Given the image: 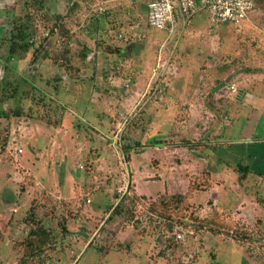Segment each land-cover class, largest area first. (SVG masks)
I'll list each match as a JSON object with an SVG mask.
<instances>
[{
	"label": "rangeland",
	"instance_id": "obj_1",
	"mask_svg": "<svg viewBox=\"0 0 264 264\" xmlns=\"http://www.w3.org/2000/svg\"><path fill=\"white\" fill-rule=\"evenodd\" d=\"M13 4L0 264H264V0L239 24L200 9L171 31L146 0ZM62 12L77 40L50 32ZM18 18L34 48L10 56Z\"/></svg>",
	"mask_w": 264,
	"mask_h": 264
},
{
	"label": "built area",
	"instance_id": "obj_2",
	"mask_svg": "<svg viewBox=\"0 0 264 264\" xmlns=\"http://www.w3.org/2000/svg\"><path fill=\"white\" fill-rule=\"evenodd\" d=\"M256 0H147V22L157 29L172 30L177 19L184 22L203 9L212 23L239 24L253 9ZM98 10L103 11L99 6ZM121 36V34H119ZM125 84L127 82L125 81ZM231 91L237 90L236 84H230ZM18 152L22 150L17 149Z\"/></svg>",
	"mask_w": 264,
	"mask_h": 264
},
{
	"label": "trees",
	"instance_id": "obj_3",
	"mask_svg": "<svg viewBox=\"0 0 264 264\" xmlns=\"http://www.w3.org/2000/svg\"><path fill=\"white\" fill-rule=\"evenodd\" d=\"M65 16H66L65 13L64 14L61 13V15H56L54 17L55 23L50 28V32H53V30H58V32L62 33L61 35H64V17ZM27 20L31 21V17L27 16ZM14 25H15V29L14 31L12 29V32L9 37V41H10V47H9L10 54L9 55L10 56H15L16 53L20 51L26 52L30 48H34L33 39L31 38L32 36H29V33L26 32L25 26H27V24L24 22H21V19L18 18V21ZM244 169H248L247 166H244Z\"/></svg>",
	"mask_w": 264,
	"mask_h": 264
},
{
	"label": "crops",
	"instance_id": "obj_4",
	"mask_svg": "<svg viewBox=\"0 0 264 264\" xmlns=\"http://www.w3.org/2000/svg\"><path fill=\"white\" fill-rule=\"evenodd\" d=\"M13 2H15V0H0V11H1V13H0V34L4 31L3 26H5V23L3 22V19L8 18V17H6V15L7 14L12 15V13H16L17 5L13 4ZM146 4H147V0H146ZM101 7H103V6H101ZM7 8H9V10ZM5 11H8V13H6ZM103 11H104V8H103ZM103 11H101V12H103ZM98 12H100V11L98 10ZM62 14H64V12H62ZM65 14H66V16L64 17V28H65L64 29V37H65V39L70 37V39L74 38L75 40H77V38H79V35H78L79 33L74 31L76 29L75 24L74 23L72 24L71 22H69V21H71L70 16L73 14H70V15L69 14L67 15V13H65ZM74 21H76L77 23L78 22L82 23V19H81V21H80V19H77V20L74 19ZM66 22L68 23V25L66 24ZM71 24H72L73 28L75 27L74 30H72L73 28L70 27ZM83 26H85V25H83ZM77 28H79L78 30L81 29L80 27H77ZM129 28L132 29V26H129ZM115 34L116 35H119V34L124 35L122 32H116ZM115 46H119V47H115ZM112 49H113L112 51H114L112 53H115V52L119 53V52L124 51V48L122 47V45H120V44L117 45L116 43H114ZM95 50H97V49L94 47L92 49L87 50V53H86L87 57H90V55H93ZM128 51L131 53V49ZM86 59L89 60L91 58H86ZM261 86L263 87L264 85H261Z\"/></svg>",
	"mask_w": 264,
	"mask_h": 264
}]
</instances>
